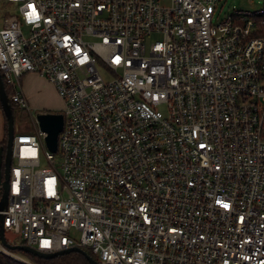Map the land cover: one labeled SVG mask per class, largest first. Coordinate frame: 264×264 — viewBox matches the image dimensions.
Instances as JSON below:
<instances>
[{
    "label": "built area",
    "instance_id": "2783aa9c",
    "mask_svg": "<svg viewBox=\"0 0 264 264\" xmlns=\"http://www.w3.org/2000/svg\"><path fill=\"white\" fill-rule=\"evenodd\" d=\"M2 1L9 100L35 72L63 102L55 150L14 132L4 229L99 264H264V4Z\"/></svg>",
    "mask_w": 264,
    "mask_h": 264
},
{
    "label": "water",
    "instance_id": "95a60500",
    "mask_svg": "<svg viewBox=\"0 0 264 264\" xmlns=\"http://www.w3.org/2000/svg\"><path fill=\"white\" fill-rule=\"evenodd\" d=\"M0 104L6 118V129H7V138L5 148L3 145H0V209H3L7 202V188H8V177L12 161V144L13 136L16 130L14 124V116L12 112V107L8 94L5 91L4 82L0 74ZM35 117L38 121V124L42 130L46 132L45 140L47 146L55 150L57 146V134L62 127L63 115L61 112L53 111H38L35 113ZM3 216L0 213V239L3 244L11 249H21L26 252H30L34 255L43 258H49L56 256L61 253L69 251H79L83 253L88 259L90 264H99L98 261L91 256L86 250L79 246H69L57 251L45 252L38 250L28 244L16 242L9 243L4 235V227L2 224Z\"/></svg>",
    "mask_w": 264,
    "mask_h": 264
},
{
    "label": "rangeland",
    "instance_id": "374dc122",
    "mask_svg": "<svg viewBox=\"0 0 264 264\" xmlns=\"http://www.w3.org/2000/svg\"><path fill=\"white\" fill-rule=\"evenodd\" d=\"M163 3H168L169 0H161ZM263 0H218L214 13H213V21H218L222 19L226 14L230 13L233 9H246V10H255L260 7H262ZM11 7L8 3H3L2 0H0V26L3 24L2 19L6 11H10ZM161 37V34L159 33H152L147 37V42H150L152 39ZM57 106L53 107V112H61L62 111V100L58 96L56 99ZM29 109H26L25 114L15 119V126L16 131H30V132H36V127L38 126V121L35 117V113L38 112V110L28 107ZM21 124V125H20ZM41 164L45 163L44 157L41 156L40 158ZM4 235L9 243H16L20 242L22 240V237L20 235L19 231H16L13 227H7L4 229Z\"/></svg>",
    "mask_w": 264,
    "mask_h": 264
},
{
    "label": "crops",
    "instance_id": "0c3cea01",
    "mask_svg": "<svg viewBox=\"0 0 264 264\" xmlns=\"http://www.w3.org/2000/svg\"><path fill=\"white\" fill-rule=\"evenodd\" d=\"M20 86L21 93L25 97L28 107L38 111H53L51 109L57 106L56 99L59 95L54 85L45 77L35 72L24 73L20 78ZM2 137L3 115L0 110V141Z\"/></svg>",
    "mask_w": 264,
    "mask_h": 264
},
{
    "label": "trees",
    "instance_id": "16d2710c",
    "mask_svg": "<svg viewBox=\"0 0 264 264\" xmlns=\"http://www.w3.org/2000/svg\"><path fill=\"white\" fill-rule=\"evenodd\" d=\"M2 2L6 3L4 1H2ZM263 4H264V0H263ZM4 87H5L6 93L9 94L10 89H9V86L5 82H4ZM10 103H11L12 112H13V116H14V122H15L16 118H20L25 114L26 109L20 108L16 103H14L12 101H10ZM0 110H1L2 115H3V137L0 141V145L5 146L6 138H7L6 118H5L4 112L1 108V104H0ZM20 242H23V241L21 240ZM84 249L86 250L87 253H89L91 256H93L96 259V255L89 248L85 247ZM13 250H15L17 253L23 255L24 257H26L30 261L34 262L35 264H90L88 259L86 258V256L79 251H69V252L58 254V255L53 256V257L43 258V257H39L37 255H34L30 252H26V251L21 250V249H13ZM0 264H16V263L9 256H7L3 253H0ZM19 264H24V263H19Z\"/></svg>",
    "mask_w": 264,
    "mask_h": 264
},
{
    "label": "snow or ice",
    "instance_id": "6c2138e0",
    "mask_svg": "<svg viewBox=\"0 0 264 264\" xmlns=\"http://www.w3.org/2000/svg\"><path fill=\"white\" fill-rule=\"evenodd\" d=\"M225 207H227V205H225Z\"/></svg>",
    "mask_w": 264,
    "mask_h": 264
},
{
    "label": "flooded vegetation",
    "instance_id": "af4514ba",
    "mask_svg": "<svg viewBox=\"0 0 264 264\" xmlns=\"http://www.w3.org/2000/svg\"><path fill=\"white\" fill-rule=\"evenodd\" d=\"M4 148H5V146H4Z\"/></svg>",
    "mask_w": 264,
    "mask_h": 264
}]
</instances>
